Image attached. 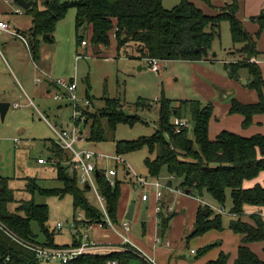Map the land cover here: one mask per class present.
Instances as JSON below:
<instances>
[{"label": "trees", "instance_id": "16d2710c", "mask_svg": "<svg viewBox=\"0 0 264 264\" xmlns=\"http://www.w3.org/2000/svg\"><path fill=\"white\" fill-rule=\"evenodd\" d=\"M164 0H83L71 4H62L61 0L49 2L45 10H40L36 2L26 11L32 17L33 28L28 43L33 56L40 51L39 38L48 41L47 35L53 39L58 23L74 8L77 12V29L91 27V42L95 46L109 47L111 34H115L117 49L131 47V54L138 52L141 60L201 62L211 58L214 42L221 38V25L228 22L234 44V51L240 56L235 62L226 63L225 69L233 81H240V72L248 70L252 83L248 87L257 91L259 102L242 104L232 99L230 114L244 117L243 125L248 128L253 118L264 115V81L262 71L257 63L252 62L261 53L257 49V39L264 27V16L256 20L260 23V31L256 36L248 33L238 19L239 4L237 0H229L225 9L216 16L206 15L192 2L180 0V4L169 10L163 6ZM27 37V36H26ZM79 43L83 37L77 35ZM131 45V46H130ZM238 46V47H237ZM126 55L129 56L128 51ZM88 100L92 99L87 96ZM190 105L191 118L195 124L194 139L188 136V128L176 131L174 118H180V109L173 107V101L163 98L158 103V130L149 138L138 141L115 142L116 156L121 157L131 152L148 148L151 154L156 150L155 160L147 159L145 164L149 175L159 178L166 168L168 178L179 182L177 191L203 198L208 194L218 205L225 207L228 192L232 207L230 214L236 216L228 225L229 230L242 236L235 264H264L248 245L264 243V217L261 213L250 216L251 222L242 221L245 206L264 210V184L253 188H245V183L254 181L264 174V135L244 138L230 132H222L216 140L209 138V125L213 115L212 107H204L199 101L185 102ZM125 104L120 98L106 99L105 107L99 111L86 110L85 131L90 125L88 141L103 143L108 141L105 127L115 132L121 124L131 127L143 122L140 116L130 115L124 111ZM136 111L151 110L152 104L140 100L134 106ZM90 111V112H89ZM88 135V134H87ZM51 153L56 161L58 180L63 188L42 190L29 180L28 191L34 190L51 196L71 195L74 211H82L85 215L83 223L87 225L102 224L105 214L101 208H95L87 199L88 188L79 186L76 175H70L64 165L70 159L69 153L61 150L54 142ZM100 194L106 200L108 217L113 224H118V205L121 197V181L112 187L104 177L97 180ZM15 202L14 190L9 187L8 180L0 177V264H41L35 253L24 245L14 241L2 228L4 226L25 242L40 243L31 228L33 221L38 222L41 232L46 238L44 245L53 246L54 233L47 228L48 208L33 202H23L16 212H11L9 205ZM158 213V229L161 238L170 228L172 213L165 203L160 204ZM208 210V216L204 211ZM209 206L200 207L193 237L204 236L210 231H223V218L216 215ZM76 220V217L74 218ZM81 243L74 241L73 246ZM208 249V248H207ZM206 249V250H207ZM205 250V251H206ZM138 259L129 252H114L108 255L85 254L69 264H129ZM139 260V259H138ZM140 261V260H139ZM228 256L222 254L217 261L207 264H227ZM141 264H146L140 261Z\"/></svg>", "mask_w": 264, "mask_h": 264}, {"label": "rangeland", "instance_id": "374dc122", "mask_svg": "<svg viewBox=\"0 0 264 264\" xmlns=\"http://www.w3.org/2000/svg\"><path fill=\"white\" fill-rule=\"evenodd\" d=\"M44 1H36L40 10L47 8L44 5ZM81 1L83 0H61V3L71 4ZM179 4L180 0H164L163 2V6L169 10ZM14 6L16 5L14 4ZM24 12V16L14 18L20 27H24L32 19L31 15L26 11ZM25 33L28 39L31 32ZM78 34L88 42L87 49L86 47L83 48L81 43H79ZM48 37L49 35H47ZM91 37V27L84 26L78 30L77 12L74 8L69 9L65 18L58 23L52 40L48 39L47 41L43 37L39 38L44 62L42 64L38 62V65L47 69L54 79L75 80L78 97L81 100H85L86 96L89 95L92 99L93 105L90 110L99 111L103 109L105 101L108 98H120L125 104L124 111L130 115L140 116L143 122L133 127L121 124L115 132L105 127L108 137L107 142L92 143L87 140L83 145L75 146L77 149L83 147L98 154L110 155L113 158L116 156L114 141L136 142L140 138L152 137L158 130V103L163 98L173 101V107L180 109V118L177 119L188 122V136L192 140L194 139L195 124L191 118L190 105L185 104V102L191 101H199L204 107H212L213 115L209 125V138L211 140H216L222 132H230L244 138L264 135V115L255 116L252 124L248 128H245L243 125L244 117L242 115L230 114L229 105L232 99H236L242 104H255L260 99L257 91L248 87V84H251L253 81L248 70H242L239 73L241 77L240 81L231 80L226 72L224 61L233 62V58L235 57L231 54L234 44L228 22H223L221 25V38L216 40L215 43L217 61L214 63L216 65L212 70L222 77L226 76L228 82L236 83V87H231L230 89L222 86V82H218L222 85L216 83L214 87L218 91L214 97L210 96V88L214 84L207 80L205 76H202L203 74L200 76L196 75V71L192 68L191 63L161 61L160 66L162 71L155 73L151 71L146 61L144 62L137 58L138 52L136 50L133 52L134 57H132L131 47H124L119 52L114 33L111 34V44L109 47L93 45ZM126 51H128L129 56L126 55ZM236 55V58L240 59V56ZM142 66H145L146 70H140ZM19 79L24 86V91L14 83L5 70L0 73V104H10V109L4 120L0 113V177L8 180L9 187L14 190L15 194V202L9 205V209L11 212H16L23 202H33L36 205L47 206L49 213L46 224L47 228L51 233H54V239L57 244L69 245L75 241L76 234L71 228L74 218L76 217L77 222H84L86 219L84 213L80 210L74 211L71 195L47 196L36 189L34 193H31L28 191V186L29 180H35V185L42 190L63 188L62 182L58 180L57 170L51 167L40 166L37 163V159L39 157L47 159L51 155L50 147L53 139H55V133L48 123L57 126L58 122L61 121V126L64 129H71L73 127V122L71 121L73 105L69 104L67 100L56 101L53 95H48L45 92L43 84L36 86L34 84V68L31 63H27L24 79ZM231 90L235 92L233 94L234 97L230 99L229 96V98L225 99L226 94ZM2 97L6 102H3ZM140 100L152 104V109L136 111L134 106ZM31 101L34 104L33 106L30 105ZM16 104L20 108H15ZM80 107L85 108L82 103ZM57 127L61 128L60 126ZM89 131L90 125L86 129L88 136ZM16 141H19V143ZM157 151L151 154L148 148H143L123 155L122 158L129 164L128 170L130 172L149 181L159 180L162 184L166 185L169 181L166 168L162 170L159 178H153L149 175L145 164L147 159H156ZM108 166L115 167L117 164L113 160H110ZM118 173L119 180L124 185L123 192L124 189L129 190L131 195L130 206L133 202L138 204L144 191L135 187L137 180L135 178L127 179L121 165H118ZM249 183H245V186ZM178 184L179 182L174 180L172 190L175 191ZM167 191L171 190H162L165 196L168 193ZM147 193L151 195L152 191L148 190ZM86 196L92 206L100 208L99 201L93 191H88ZM198 199L207 203L202 204V207L209 205L211 208L213 212L211 219L216 215H221L223 218L224 230H213L211 233L217 234L222 232L227 236L230 231L228 228L230 220L236 219V217L230 215L232 203L229 192L228 202L225 207L215 203L208 194ZM174 202L177 206V215L182 216L175 196ZM223 208L226 213H220V210ZM188 218L189 216L186 217V219ZM59 223L62 226L61 230L57 229ZM31 228L37 236L38 242L43 243L46 241L38 222L33 221ZM108 229L111 228L109 227ZM80 230L84 234V227H80ZM194 231L195 226L190 232H187L186 236L179 234V239L175 242V250L178 249L179 263L198 264L199 261L208 258L212 254L211 252L218 249L222 243L215 241L198 247L196 242L202 236L193 237ZM133 234L140 239H144L141 225L133 223ZM192 250L195 251V254H191ZM222 254L228 256L227 264H230V253L224 252L219 253L218 258L215 260L208 261H217ZM257 256L260 259H264V252H258ZM131 264L140 263L138 260H134ZM231 264L235 263L231 262Z\"/></svg>", "mask_w": 264, "mask_h": 264}, {"label": "crops", "instance_id": "0c3cea01", "mask_svg": "<svg viewBox=\"0 0 264 264\" xmlns=\"http://www.w3.org/2000/svg\"><path fill=\"white\" fill-rule=\"evenodd\" d=\"M7 1L8 0H0V20L9 23L11 26V29L20 32L27 39L26 37L27 35L25 32H29L33 28L32 19H31V22H28V24L25 25L24 27H20V25L18 26L17 21L14 18L22 17L24 16V14L22 15L15 14V11L17 9H22L23 11H26V10H24L21 6H19V4L16 1L10 2V3H8ZM27 1H34L35 3L37 0H27ZM46 1L47 0L44 1V5H46ZM237 1L239 4V9L237 12L238 19L243 23L244 28L246 29L248 33L256 36V34L260 31V28H261L260 23L256 19L258 17L264 16V0H237ZM192 2L196 5V7L202 10L206 15L216 16L221 13V10L225 9L227 3H229V0H192ZM14 4L16 6H14ZM215 43L216 41L214 42V45H213L210 60L201 61V62H187V63H191L192 68L194 69V71H196V75L200 76L201 74H203L202 76H205L207 80L211 81L214 84L213 86L211 85V88H210V96H213V97L217 94L218 89L215 88L214 86L216 85V83L220 84L218 82H222L223 85L222 84L220 85L228 87L230 89L231 87H236L235 85L236 83L228 82L226 76L222 77L219 74H217L214 70H212L213 67H215L216 65L214 63L217 61ZM256 43H257V49L261 53V55L258 58L254 59L252 62L257 63L259 65L262 71V75L264 77V27ZM87 48L88 46L86 47V49ZM231 54L235 56L233 58V62L237 61L238 59L236 58L237 55L234 51V47L232 49ZM143 61L145 62L146 60H143ZM38 62L39 64H42L44 62L43 55L41 54V48H40L38 55L34 57L31 52L30 46H28L23 41L15 39L12 35L0 31V73L4 72L5 70L7 74L13 79L14 83L19 88H21L23 91L25 89L19 78L24 79L27 63L28 64L31 63L32 67L34 68V84H35V79L41 75V72H45L51 75L50 72L47 71V69L40 67V65H38ZM224 63L225 64L231 63V61H228V62L224 61ZM207 65H211V66H207ZM140 70H146L145 66L140 67ZM195 78H199V77H195ZM71 81H75V80H71ZM43 85L45 88V92L48 95H54L58 91L57 88L52 84L44 82ZM232 91L233 90L229 91L226 94L225 99L229 98V96H230V99L234 97L233 94H235V92H232ZM26 96L28 95L26 94ZM87 96L86 98H88ZM2 100L3 102H6V100H4L3 97H2ZM65 100H67V102L71 104L67 98H65L64 101ZM31 103L32 101L30 102V105H32ZM92 105H93V101H92ZM224 107L226 108V106ZM229 107H231V104L229 105ZM18 108H20V106ZM176 120H179V119L174 118L173 123ZM71 121H72V117H71ZM57 126H60L61 128ZM57 126L55 127L58 128L59 130H70V129H64L61 126V121L58 122ZM80 145H83V144H80ZM79 148L86 149L83 147H79ZM50 151H51V147H50ZM41 158L42 157H39V159ZM39 159H37V163ZM47 159H53L52 153ZM116 164L117 166L111 167V168H115L117 170V173H118V165H121L123 167V171L125 172L127 179L135 178L133 173L128 170L129 164L127 162L126 164H119V163H116ZM39 165L43 167H51L52 169H56V165L54 164H46V165L39 164ZM99 167L101 169L106 168V164L101 163ZM118 175L119 173L117 174L116 180L120 181ZM257 184H260V185L264 184V174L260 176L258 179L254 181H250V183L245 187L253 188ZM135 187L139 190L140 189L143 190L144 192L142 193L140 202L138 204L136 202H133L135 203V211H134V216H133V220L131 223V221L126 220V216L130 208L131 195L129 193V190L124 189V192H123L122 189L124 188V185L123 183L121 185V197H120V201L118 205V224L116 226L119 228V226H121L124 222L128 221L131 226V231L128 233V235L130 239L132 240V242L135 245H137L140 249H142L144 252L146 251L147 254H150V256L152 255L153 258H155L156 262L158 261L157 264H182L178 262V251H177L178 249L175 250V242L176 240L179 239V234L186 236L187 232H190L194 228V226L196 225L200 207H202L201 205L202 204L204 205L207 203H205L204 201L198 198L193 197L192 195H186L185 193H178L176 190L167 191L168 193L166 194V196L165 194H163L161 201L158 202L155 197L154 188L149 189L152 191V194L149 195L147 193L148 190L145 191L143 188L139 187L138 183L135 184ZM167 190H170V189H167ZM143 194L148 195V199L146 201L142 200ZM174 196L176 197L177 203L179 204L178 209L181 211L182 216L177 215V210H176L177 206L174 202ZM162 203H165V207L167 208L168 211L169 209H172V214H173V216L171 217L172 219L170 222V228L167 231L165 237L163 238L160 237L159 229H158V223H159L158 207ZM244 210H245L244 215L241 218L242 221L244 222H251L250 216L255 213H261L262 216L264 217V210H261L260 208L245 206ZM188 216L189 218L186 219V217ZM231 216L236 217L234 215H231ZM133 223H135L136 225L137 224L141 225L142 230H143L144 239H140L135 234H133ZM80 227H84V230H85L84 234H82ZM71 228H72V231H74L76 234L74 240L77 242L79 241L81 244L85 243V240H84L85 235H88L87 242H90V243L111 244L115 246H119L121 244V238L118 236V234L114 230L108 229L109 226L105 224L104 225L102 224L87 225L85 223L83 224L82 221L77 222V220H74L73 224L71 225ZM228 233L229 234L226 236L222 232L213 234L210 231L204 236L200 237L198 242H196L198 247L204 246L205 244L215 242V241H220L222 243L220 244V247L218 249L213 250L211 252L212 254L209 255L208 258H204L202 261H199L198 264H207L209 263L208 260L210 261L215 260L216 258H218V255L221 252L230 253L231 259L229 262L230 264L231 262L235 263L237 256H238L239 247L242 245V236L237 235L235 233L233 234L231 230ZM158 240H160V242H158ZM43 243L45 244L46 241ZM73 244L74 242L69 245H59L55 242V239L53 242V246H57V247L73 246ZM248 246L256 255L258 254V252H261V251L264 252V243H255V244H250ZM193 251L194 250L191 251V254H195L193 253ZM110 253H113L112 250L101 248V249L93 250L89 254H92V255L107 254L108 255ZM134 260H138V259L131 260L129 264H131V262ZM261 260L264 261V259H261Z\"/></svg>", "mask_w": 264, "mask_h": 264}, {"label": "built area", "instance_id": "2783aa9c", "mask_svg": "<svg viewBox=\"0 0 264 264\" xmlns=\"http://www.w3.org/2000/svg\"><path fill=\"white\" fill-rule=\"evenodd\" d=\"M15 0H8L7 2H14ZM49 2L53 0H48ZM15 14L22 15L24 11L22 9H17ZM0 31L12 35L15 39L23 41L29 46L27 39L18 31L11 29L9 23L0 20ZM82 47H87L88 42L84 40L81 43ZM151 68V71L159 73L161 71L160 61L149 59L146 60ZM44 82L54 85L57 88V92L53 95L56 101H64L65 98L70 101L73 105V114L72 122L73 127L70 130H59L52 124L48 123L53 132L55 133V139L53 142L63 151L69 153L70 159L64 163L67 167L68 173L70 175H76L78 178L79 186L82 188H88L89 191H93L99 201L100 208L105 214V220L102 225L109 226L114 230L118 236L121 238V244L119 246L111 244H96L85 242L80 246H48L44 244L29 243L23 240H20L16 234L4 228L8 235L16 242L24 245L32 252L35 253L38 261L41 264H69L70 262L80 258L81 256L90 253L93 250L105 248L117 252H129L135 255L140 261H143L146 264H157L155 258L148 255L142 249L138 248L132 240L130 239L128 233L131 231V226L128 221L124 222L119 228L117 224H113L107 214L106 210V200L100 194L97 180L104 177L105 180L110 184V186H116V177L117 170L108 166L110 160H113L115 163L126 164V162L121 157H110L108 155L98 154L88 149L76 148L75 146L85 143L88 140L87 132L85 131V121L86 115L84 111L89 110L92 106L90 100L85 99L81 100L77 95V86L75 81L66 80V79H54L51 75L41 72V75L35 79V85L40 86ZM85 107L84 109L80 107V104ZM32 105L33 102L31 103ZM19 105H16L15 108H18ZM44 118V117H43ZM176 125V131L179 132L181 129L189 128L188 122L182 120L174 121ZM19 143V141H16ZM38 163L41 165L54 164L56 165L55 159H45L41 158L38 160ZM106 164V168H100V164ZM128 166V165H127ZM100 171V178H97L96 172ZM134 174V173H133ZM134 177L137 180L139 187L143 188L145 191L154 188L155 197L158 202L161 201L163 197L162 190L170 189L167 187V184H162L158 181H149L148 179L134 174ZM172 190V189H170ZM177 191V190H176ZM178 193H183L177 191ZM148 199L147 194H143L142 200L146 201ZM161 211V205L158 207V213ZM169 213H172V209H169ZM224 209L220 210V213H225ZM58 230L62 229L61 224L57 226ZM84 240L88 241V235L84 236ZM160 242V240H158ZM169 245V243H168ZM193 253H195L193 251ZM108 264H118L117 261L109 262Z\"/></svg>", "mask_w": 264, "mask_h": 264}, {"label": "water", "instance_id": "95a60500", "mask_svg": "<svg viewBox=\"0 0 264 264\" xmlns=\"http://www.w3.org/2000/svg\"><path fill=\"white\" fill-rule=\"evenodd\" d=\"M15 1L19 4V6H21L26 11L30 10L32 8V6L34 5V1H27V0H15ZM48 4H49V1L47 0L46 5H48ZM48 39L51 40L50 37H48ZM9 109H10V104H8V103H1L0 104V113H1V117L3 120L5 119ZM96 176H97V178H100V171L99 170H97ZM167 187L170 189L173 188V180L172 179H169V181L167 183ZM185 194L190 195V191H186ZM134 211H135V203H132L130 208H129L128 214L126 216V220H128V221L133 220ZM204 213L206 216L209 215L207 209L204 211Z\"/></svg>", "mask_w": 264, "mask_h": 264}]
</instances>
